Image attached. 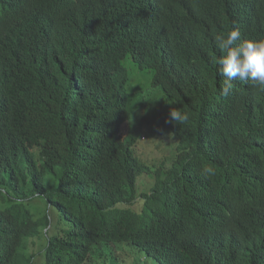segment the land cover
Returning a JSON list of instances; mask_svg holds the SVG:
<instances>
[{"label":"trees","instance_id":"trees-1","mask_svg":"<svg viewBox=\"0 0 264 264\" xmlns=\"http://www.w3.org/2000/svg\"><path fill=\"white\" fill-rule=\"evenodd\" d=\"M234 27L264 37V0H0V264H264V86L211 62Z\"/></svg>","mask_w":264,"mask_h":264},{"label":"clouds","instance_id":"clouds-1","mask_svg":"<svg viewBox=\"0 0 264 264\" xmlns=\"http://www.w3.org/2000/svg\"><path fill=\"white\" fill-rule=\"evenodd\" d=\"M215 42L221 55L213 57L211 62L218 66L219 75L224 78L221 85L223 96L229 95L235 80L264 86V37L241 39L239 28L234 27L226 35H216ZM169 116L170 122L180 126L190 119L188 112L176 108L170 110Z\"/></svg>","mask_w":264,"mask_h":264},{"label":"rangeland","instance_id":"rangeland-1","mask_svg":"<svg viewBox=\"0 0 264 264\" xmlns=\"http://www.w3.org/2000/svg\"><path fill=\"white\" fill-rule=\"evenodd\" d=\"M125 65L130 70V82H129V89L134 94L139 93L142 96H150L152 93L153 87H152V81H153V73L149 71L148 69H142L139 66H137L134 62H132L131 58H128L125 60ZM140 95L136 98V103L140 100ZM161 100L160 96H157L156 99L151 102L149 105L153 106L155 105V102H159ZM150 100H148L149 102ZM129 108L131 110V106L129 105ZM143 112V109H139L135 113L131 110V122H127L125 124V129L127 132L131 133V135H138L139 139L141 138V134H144L147 139L143 140L144 137L142 136V140H139V144L137 146V150L139 151V154L141 153L142 157L145 160H153L155 158H159L164 156L170 151V148L166 146L167 142L165 141H156L154 139V129L149 124H143L135 126L136 124H139L138 122V116ZM136 123V124H135ZM147 140V141H146ZM154 142V143H153ZM149 144L147 147L144 144ZM153 143V145L151 144ZM172 142H170L171 144ZM172 150V149H171ZM136 258H139V255L136 254ZM134 261V260H133ZM136 262V261H134Z\"/></svg>","mask_w":264,"mask_h":264}]
</instances>
